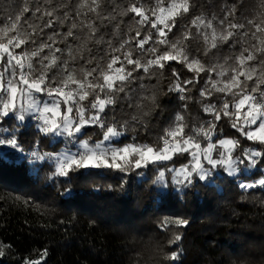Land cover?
Segmentation results:
<instances>
[{
	"label": "snow or ice",
	"instance_id": "1",
	"mask_svg": "<svg viewBox=\"0 0 264 264\" xmlns=\"http://www.w3.org/2000/svg\"><path fill=\"white\" fill-rule=\"evenodd\" d=\"M198 7L197 0H22L0 9V146L25 151L33 121L27 155L50 168V181L104 170L122 173V187L124 177L147 169L153 185L183 189L210 184L217 170L236 177L259 168L264 0H225L211 15ZM169 94L181 103L153 131L160 97ZM49 138L64 147L44 151ZM237 187L264 189V172ZM187 223L164 218L159 227ZM180 240L176 232L169 243Z\"/></svg>",
	"mask_w": 264,
	"mask_h": 264
},
{
	"label": "trees",
	"instance_id": "2",
	"mask_svg": "<svg viewBox=\"0 0 264 264\" xmlns=\"http://www.w3.org/2000/svg\"><path fill=\"white\" fill-rule=\"evenodd\" d=\"M197 3V13L211 15L225 0ZM18 6L22 0H0V9ZM174 97L161 95L164 111L152 118L153 131L177 110L181 102ZM28 123L25 151L0 150V244L5 252L0 264H264V189L243 193L237 187L254 182L264 164L236 177L217 170L210 184L197 181L183 189L153 185L155 171L147 169L144 176L124 177L122 187V173L104 170L50 181V168L31 163L27 155L34 139V122ZM97 131L89 132L93 140L99 139ZM57 142L49 138L43 150L62 149ZM164 218L188 223L164 230L159 227ZM176 232L181 240L170 244ZM173 251L179 260L167 261L165 255Z\"/></svg>",
	"mask_w": 264,
	"mask_h": 264
},
{
	"label": "rangeland",
	"instance_id": "3",
	"mask_svg": "<svg viewBox=\"0 0 264 264\" xmlns=\"http://www.w3.org/2000/svg\"><path fill=\"white\" fill-rule=\"evenodd\" d=\"M54 140H57V139H54ZM4 148V146H0V150ZM37 165H40L39 163H37Z\"/></svg>",
	"mask_w": 264,
	"mask_h": 264
}]
</instances>
